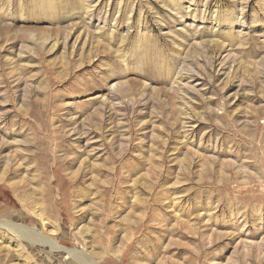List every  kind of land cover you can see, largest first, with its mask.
<instances>
[{
    "label": "rangeland",
    "instance_id": "374dc122",
    "mask_svg": "<svg viewBox=\"0 0 264 264\" xmlns=\"http://www.w3.org/2000/svg\"><path fill=\"white\" fill-rule=\"evenodd\" d=\"M3 220L99 264H264V0H0ZM10 233L0 264H70Z\"/></svg>",
    "mask_w": 264,
    "mask_h": 264
},
{
    "label": "bare ground",
    "instance_id": "6f19581e",
    "mask_svg": "<svg viewBox=\"0 0 264 264\" xmlns=\"http://www.w3.org/2000/svg\"><path fill=\"white\" fill-rule=\"evenodd\" d=\"M110 86H111V89H113V91L118 92L122 84L114 83V84H111ZM35 212L37 216H40V213L38 211H35ZM0 225H2L3 227H6L11 233L17 236L18 240L19 241L21 240L22 243L24 242L25 243L24 245L29 249L39 244L44 248L46 247L49 248V250H46L45 252L48 255L52 254L53 252H58V251L65 252L68 255L67 261L70 264H99L94 259V257H92V255L87 253L82 248L81 249H78V248L70 249V248L64 247L62 244H60V241L57 239L56 236L47 235L43 233L41 230H39L38 228L28 226L24 222H14L12 220H5V221L3 220V221H0Z\"/></svg>",
    "mask_w": 264,
    "mask_h": 264
}]
</instances>
